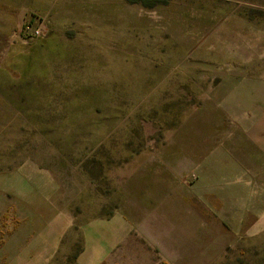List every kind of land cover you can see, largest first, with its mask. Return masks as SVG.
<instances>
[{"label": "rangeland", "instance_id": "374dc122", "mask_svg": "<svg viewBox=\"0 0 264 264\" xmlns=\"http://www.w3.org/2000/svg\"><path fill=\"white\" fill-rule=\"evenodd\" d=\"M60 2L54 32L0 8V264H264L196 186L221 154L203 89L263 66L264 0Z\"/></svg>", "mask_w": 264, "mask_h": 264}, {"label": "crops", "instance_id": "0c3cea01", "mask_svg": "<svg viewBox=\"0 0 264 264\" xmlns=\"http://www.w3.org/2000/svg\"><path fill=\"white\" fill-rule=\"evenodd\" d=\"M60 5V0H0L1 9L21 11L16 14L18 20L27 12L49 15L51 32L55 31ZM261 61L263 66L258 71L253 64H248L245 72L240 70L245 65L226 64L214 76L217 80L203 89L201 108L206 120L213 122L212 133L207 125L203 139L216 140L219 154H222V145L225 148L223 155L201 160L203 175L205 162H220L214 166L212 180L200 188L202 179L199 180L198 175L197 185L195 183L201 201L214 211V216L224 219L228 214L234 224L248 225L249 230L255 226V233H264V60ZM218 115L228 121L226 128H221ZM153 173L152 184L166 193L167 188L173 186L172 182L160 172ZM202 196L209 198L208 201L202 200Z\"/></svg>", "mask_w": 264, "mask_h": 264}, {"label": "built area", "instance_id": "2783aa9c", "mask_svg": "<svg viewBox=\"0 0 264 264\" xmlns=\"http://www.w3.org/2000/svg\"><path fill=\"white\" fill-rule=\"evenodd\" d=\"M43 18H39V21L35 24L26 23L22 25L18 33L21 38L29 39L32 37H38L43 33L44 28Z\"/></svg>", "mask_w": 264, "mask_h": 264}, {"label": "trees", "instance_id": "16d2710c", "mask_svg": "<svg viewBox=\"0 0 264 264\" xmlns=\"http://www.w3.org/2000/svg\"><path fill=\"white\" fill-rule=\"evenodd\" d=\"M130 3L141 2L146 7H153L157 4H167L169 0H127Z\"/></svg>", "mask_w": 264, "mask_h": 264}]
</instances>
